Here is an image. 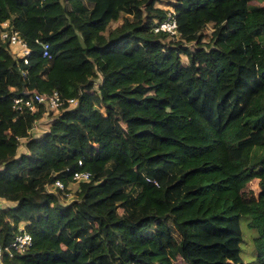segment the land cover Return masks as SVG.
<instances>
[{
	"label": "trees",
	"instance_id": "1",
	"mask_svg": "<svg viewBox=\"0 0 264 264\" xmlns=\"http://www.w3.org/2000/svg\"><path fill=\"white\" fill-rule=\"evenodd\" d=\"M0 196V264H264V0H0Z\"/></svg>",
	"mask_w": 264,
	"mask_h": 264
},
{
	"label": "built area",
	"instance_id": "2",
	"mask_svg": "<svg viewBox=\"0 0 264 264\" xmlns=\"http://www.w3.org/2000/svg\"><path fill=\"white\" fill-rule=\"evenodd\" d=\"M2 26L3 28H6L7 23H4ZM176 29L177 25L171 13L167 15L163 22L159 23L157 27L154 28L153 32H162L174 37L176 35ZM1 40L8 41L12 54L17 58H22L24 60V64H27V60L25 58L29 55L30 50L17 32L4 31L1 34ZM39 45L42 51V57L49 58V45L45 43H39ZM68 102L71 106L74 104L76 105V101L74 100H69ZM38 105L45 107L46 111H55L60 107L61 100L59 95L56 92H53L44 94L33 93L27 99H16L14 101L15 109H20L22 107L29 112H35ZM89 177L90 175L88 173H75L72 177V181L76 184L87 182L89 181ZM45 188L48 191L53 188L63 190V186L59 181H55L52 184H47ZM5 204V200L0 196V209H2ZM23 231V228H20L18 234L7 246H0V259L4 254L11 257L13 253H24L31 246V236Z\"/></svg>",
	"mask_w": 264,
	"mask_h": 264
},
{
	"label": "rangeland",
	"instance_id": "3",
	"mask_svg": "<svg viewBox=\"0 0 264 264\" xmlns=\"http://www.w3.org/2000/svg\"><path fill=\"white\" fill-rule=\"evenodd\" d=\"M182 34H183V31L182 30H179V32L175 36L174 40L180 41L179 40V36H181ZM205 34H206V36L209 35L208 29L206 30V33ZM55 72H57V69L55 70ZM49 77L51 79L58 80L60 83H63L64 82V80L62 79V77L59 74L58 75H55V76H53V75L50 74ZM73 106H75V104L72 105V107ZM48 113H49V111H46V114L44 115V117L34 125V129L31 132L32 136H39L44 131H46L48 129V124H50V122H51V117L48 116ZM53 114H55V113H53ZM20 142H21V145H20V148H19V150L17 152V155H16L17 157H19V155H21L22 153H25L26 152V150L24 148V145H23L24 144V140H22ZM247 187H248V192H250L249 190H250V188H254V184L253 183L248 184ZM51 190L53 191V189H50V191ZM5 206H6V204H5ZM241 259H242V263L243 264H247V259L244 258L242 255H241ZM175 264H179L178 261L175 262Z\"/></svg>",
	"mask_w": 264,
	"mask_h": 264
}]
</instances>
